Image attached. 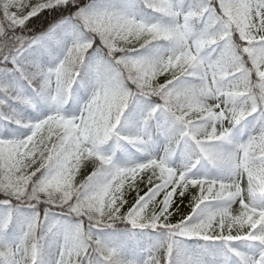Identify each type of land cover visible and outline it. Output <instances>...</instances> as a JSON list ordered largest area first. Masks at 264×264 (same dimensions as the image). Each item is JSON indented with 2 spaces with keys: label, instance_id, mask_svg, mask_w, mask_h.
Listing matches in <instances>:
<instances>
[{
  "label": "snow or ice",
  "instance_id": "6c2138e0",
  "mask_svg": "<svg viewBox=\"0 0 264 264\" xmlns=\"http://www.w3.org/2000/svg\"><path fill=\"white\" fill-rule=\"evenodd\" d=\"M0 264H264V0H0Z\"/></svg>",
  "mask_w": 264,
  "mask_h": 264
}]
</instances>
